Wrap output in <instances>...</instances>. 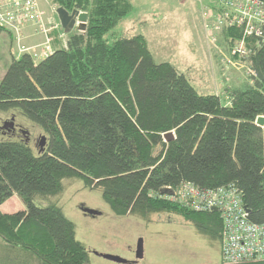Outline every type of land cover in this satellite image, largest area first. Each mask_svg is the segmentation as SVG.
Masks as SVG:
<instances>
[{"label": "trees", "instance_id": "16d2710c", "mask_svg": "<svg viewBox=\"0 0 264 264\" xmlns=\"http://www.w3.org/2000/svg\"><path fill=\"white\" fill-rule=\"evenodd\" d=\"M53 3L89 18L85 31L61 28L64 43L53 30L56 48L44 59L28 52L13 56L0 80V113L19 111L47 135L44 150L35 153L29 141L0 126L12 135L0 138L1 264H30L33 258L92 264L75 223L50 200L63 193L67 179L100 188L117 216H182L220 243L222 258L219 212L184 208L163 194L184 182L202 189L235 185L250 221L264 223V126L256 123L264 116V38L247 36L241 27L222 29V44L246 64L250 77L228 90L227 104L220 95L200 93L172 63H157L145 35L115 33L134 10L132 0ZM214 9L222 11L219 4ZM170 131L175 138L166 141ZM15 194L25 208L2 211ZM38 198L47 204L38 205Z\"/></svg>", "mask_w": 264, "mask_h": 264}, {"label": "rangeland", "instance_id": "374dc122", "mask_svg": "<svg viewBox=\"0 0 264 264\" xmlns=\"http://www.w3.org/2000/svg\"><path fill=\"white\" fill-rule=\"evenodd\" d=\"M134 10L114 30L117 35L132 36L143 34L157 63L170 62L184 73L202 94L220 95L224 103H229L228 90L250 81L245 63H229L231 51L222 44L225 36L217 32V44L212 42L206 23H214L219 12L214 5L217 0H132ZM44 4V20L51 21L54 15L51 7ZM35 26H28L22 33V41L12 38L8 33L0 34V80L9 67L13 56L22 53L24 47H41L47 41V35L38 32L36 41H24L34 34ZM62 43L67 33L59 29ZM72 32L78 29L71 30ZM36 33V32H35ZM52 34V33H51ZM25 37V38H24ZM225 43V41H223ZM34 43V44H33ZM44 43V44H43ZM221 43V44H220ZM226 44V43H225ZM56 46L54 45L55 49ZM15 52V53H14ZM13 53L15 55H13ZM15 114V115H14ZM14 116L15 121L23 127L26 134L15 135L16 138H29L30 146L37 153L40 139L47 135L31 120L19 111L0 113V126ZM28 135V136H27ZM10 133L0 131V138H8ZM28 138H27V137ZM65 190L58 196L50 198L58 202L66 216L76 225L77 239L88 249L113 251L114 244L127 246L124 237H146L148 255L142 264H158L162 258H168L175 264H199L203 252L208 264H223L219 242L200 236V232L189 221L173 212H157L150 215L149 227H143V219L137 215L117 216L103 200L102 190L85 188L80 179L64 180ZM38 205L47 201L37 199ZM4 212H16L24 209L25 204L18 195H14L1 205ZM101 212L100 215L85 214L83 208ZM135 240H133L134 242ZM0 244V264L3 249ZM199 249V250H197ZM91 262L104 263L103 259L90 253ZM108 263V262H107ZM30 264H40L35 258ZM111 264V263H109ZM201 264V263H200Z\"/></svg>", "mask_w": 264, "mask_h": 264}, {"label": "built area", "instance_id": "2783aa9c", "mask_svg": "<svg viewBox=\"0 0 264 264\" xmlns=\"http://www.w3.org/2000/svg\"><path fill=\"white\" fill-rule=\"evenodd\" d=\"M222 11L216 22L206 23L212 42L217 44V32L225 27H241L247 36L264 38V2L261 0H217ZM44 4L57 14L53 0H0V30L9 32L17 40L28 26H35V32L47 35L41 47H24L22 52L30 53L36 61L46 58L54 51L53 30L63 28L53 15L51 21L44 20ZM25 38V37H24ZM66 41V40H65ZM64 41V42H65ZM243 45V43H242ZM241 49H234L237 54ZM229 63L239 61L228 60ZM253 73L252 70H250ZM168 200L184 208L199 212L217 211L223 221L222 258L225 264L264 259V223L250 221L249 210L244 206L241 194L235 185L215 189H202L190 182L177 188L169 187L163 194Z\"/></svg>", "mask_w": 264, "mask_h": 264}, {"label": "flooded vegetation", "instance_id": "af4514ba", "mask_svg": "<svg viewBox=\"0 0 264 264\" xmlns=\"http://www.w3.org/2000/svg\"><path fill=\"white\" fill-rule=\"evenodd\" d=\"M2 130V129H1ZM12 133L15 135H20L23 133L24 129L20 124H18L15 121V129H11ZM28 136V135H27ZM26 136V137H27ZM28 138V137H27ZM29 139V138H28ZM85 214H88L85 212ZM143 227H149V224L152 222L150 221H144ZM203 237L204 235L200 234ZM126 240H128L127 246L120 247V245L114 244V250L113 251H100L98 249H91L90 253L96 257H99L103 259L104 263L97 264H142L144 262L145 258L148 255V242L146 241V237L137 236L135 239L134 237H124ZM133 240H135L133 242ZM199 250V249H197ZM107 255H115L119 256L120 259H113L108 257ZM205 253L203 252L202 258L200 259L199 264H208V260L205 258ZM92 264H95V262H92ZM158 264H175L173 261L169 260L168 258H162Z\"/></svg>", "mask_w": 264, "mask_h": 264}, {"label": "water", "instance_id": "95a60500", "mask_svg": "<svg viewBox=\"0 0 264 264\" xmlns=\"http://www.w3.org/2000/svg\"><path fill=\"white\" fill-rule=\"evenodd\" d=\"M57 14L61 23V26L66 32H69L73 29H78L79 31H85L87 28V22L89 15L86 12L80 11V10H73L72 12L68 11L66 8L60 6L57 8ZM256 123L260 126H264V116H259L257 118ZM2 128L11 130L15 129V118L12 117L11 120L5 121L2 125ZM24 134L27 133V131H23ZM166 141H170L175 138V132L170 131L164 135ZM29 139H26V142H28ZM46 136H42L40 139V151L44 150L46 145ZM83 210L86 213L92 214V215H100L101 212L95 209L91 208H83ZM110 258L113 259H120L119 256L115 255H107Z\"/></svg>", "mask_w": 264, "mask_h": 264}, {"label": "crops", "instance_id": "0c3cea01", "mask_svg": "<svg viewBox=\"0 0 264 264\" xmlns=\"http://www.w3.org/2000/svg\"><path fill=\"white\" fill-rule=\"evenodd\" d=\"M37 33H35V30H34V34L32 33V34H30V36L29 37H26L25 39H24V41H28V42H30V43H32L31 41H36V39L37 38H41L40 36H38V37H36L37 35H36ZM34 44V43H33ZM15 53V52H14ZM13 53V55H15ZM2 207V206H1Z\"/></svg>", "mask_w": 264, "mask_h": 264}]
</instances>
